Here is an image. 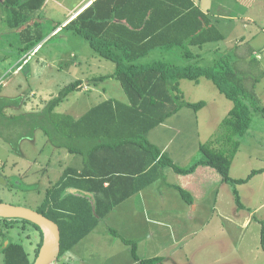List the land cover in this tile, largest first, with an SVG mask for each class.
I'll use <instances>...</instances> for the list:
<instances>
[{"label": "trees", "instance_id": "1", "mask_svg": "<svg viewBox=\"0 0 264 264\" xmlns=\"http://www.w3.org/2000/svg\"><path fill=\"white\" fill-rule=\"evenodd\" d=\"M48 2L2 0L3 6L13 14L10 24L24 45L21 54L38 46L43 49L45 40L60 29L56 37L69 35L76 47V40L80 38L88 43L95 57L115 64L114 73L89 78L88 84L97 87L116 79L128 98L126 103L115 99L100 102L75 118L57 109L71 95L83 90L82 79L66 85L37 113L8 115L6 110L18 107L22 100L0 97V139L8 143L13 152L20 151L22 141L34 140L37 132H42L53 147L65 149L81 162L79 168L65 170L60 180L47 190V197L36 210L60 227L61 253L56 262L94 231L100 218L115 205L152 183L155 173L160 177V169L169 168L187 176L199 167L212 168L222 182L232 188L237 208L244 209L239 186L248 184L264 169H254L245 178L238 179L231 176V169L242 139L250 131L254 113L262 110L257 87L264 73L258 76L246 72L242 56L237 59L230 52L217 55L211 66L198 64L194 49L225 41L210 17L209 8L204 9L199 0H97L64 27L65 21L54 20L53 27L45 34L40 26L47 19ZM177 49L188 61L187 65L141 62L154 51ZM80 56H83L81 52H75L74 59ZM80 60L75 62L82 64ZM248 65L253 72L255 63ZM202 79L211 81L233 106L211 140L199 145L202 157L184 167L163 151L170 141L174 144V134L160 137L157 131L185 108L197 114L208 105L206 101L188 102L181 89L184 80L197 85ZM119 181L125 183L122 197L113 199L112 191ZM173 187L188 203L194 202L188 192L178 185ZM68 188L82 193H66ZM89 194L96 196L95 204ZM20 222L31 225L41 236L35 258H30L23 244L11 242L2 248L4 264H33L43 245V233L38 225L27 220L0 218V226L7 228ZM260 223L264 249V220ZM126 244L131 246L140 264L164 261L161 257L141 260L137 243L127 241Z\"/></svg>", "mask_w": 264, "mask_h": 264}, {"label": "rangeland", "instance_id": "2", "mask_svg": "<svg viewBox=\"0 0 264 264\" xmlns=\"http://www.w3.org/2000/svg\"><path fill=\"white\" fill-rule=\"evenodd\" d=\"M54 1L56 2L57 0ZM228 1L233 2L234 0ZM66 14L65 11L59 12V18H55V21H57V19L62 21L64 17H66ZM12 19V12L7 10L2 4V0H0V72L5 75L3 79L4 82L0 79V97L22 100V103L18 107H11L6 110L8 115L41 112L46 107L47 103L57 97L59 92L66 85L78 79H82L85 82L83 90L79 94L75 93L71 95L69 99L57 109V112L68 113L75 117H79L83 116L92 106L101 102L98 98V91L102 93L104 90L103 88H107L108 85H105L107 83L95 88L88 84V79L114 72L116 68L114 63L102 58L99 59V57L90 58L87 55L74 59L75 52L78 50L81 51V49H77L71 36L67 34H60L57 37L56 35L52 37L51 34L49 37H52V40H50L51 38L49 37L45 40L44 48L40 53H34L31 56L29 52L34 50L32 49L21 54L20 49L23 48L24 45L16 29L12 28L10 24ZM53 24L54 20H43L40 27L42 31L47 34L48 30L53 27ZM78 40H80V38ZM80 41L83 42L82 40ZM90 53L92 56L94 55L92 50ZM215 58V56H208L205 60L197 61L199 65L208 67L212 65ZM78 59H81L80 61L83 62L82 66H76L74 61ZM85 61L90 62L89 67L84 63ZM156 61H165L174 65L188 64V61L181 56L178 49L174 52L157 50L141 60L142 63H152ZM21 62H23L22 65H19ZM244 64L247 65L248 62ZM257 64L260 63L257 61ZM12 66H14V68L11 69L10 67ZM4 75L0 73V76L3 77ZM262 82L264 84V80ZM108 83H111L114 89L113 92H110L112 97L125 103L128 102V98L119 81L110 80ZM181 89L184 91L183 93L188 102L198 103L200 101H206L209 107L205 111L209 116L207 118L206 127L202 122L201 126H199L201 119L197 122L195 112L189 108H185L184 113H181L177 118H171L169 123L171 128L175 131L174 147L172 148H176L177 145L182 143L188 145V149L181 152L178 156L177 151L174 149L172 150V155L177 163L183 161L181 156L186 157L190 153L192 154V149H194L196 145L199 146L211 140L212 136L219 130L221 122L225 119L232 107V102L224 96L220 97L215 85L207 79H202L201 83L198 85L184 80L181 82ZM186 113L193 114L195 116V122L188 119L185 115ZM256 127H263L264 129V120L259 125L255 124V128ZM19 148L20 151L18 153L13 152L12 147L4 142V140L0 139V200L3 201V203L17 207L38 210L47 190L52 188L60 179L64 171L63 169L66 166L79 168V165L76 163L81 162L71 163L72 155L65 149L53 147L48 143L47 138L42 132H37L34 140L25 139L22 141ZM197 152L198 153H195V155L199 154V156L195 158L193 163L202 157L200 150ZM252 153L253 161L250 167H262V165H264V163H262L264 162V152L253 149ZM239 170L241 173H244L250 169L245 168L244 170L240 166ZM259 185H262V183H259ZM245 187L246 186H240L239 189L243 191ZM172 192L173 190L171 193ZM161 197L164 198L165 195ZM227 198L228 202H230L231 194L228 195L227 193ZM257 200L262 201L260 198ZM179 202L185 208H189L184 200L181 199ZM217 206L221 208L219 204ZM204 212L202 207L199 211L200 216H197L188 230L182 227L184 223V221L182 222V217L184 216L182 211L175 217V219L178 220V224L176 222L174 223L173 230L168 229L164 231L161 228L157 229L155 226L152 227L151 234L154 233L157 236L159 235L160 238L163 237V234H166L167 237L171 239L167 246L169 253L159 255L164 261L167 258V264L227 263V261L224 262L226 254L221 250V244L225 243L226 235L224 233L216 235L215 233L217 232H214L215 223L217 224L216 215L212 216L214 222H212L211 228L200 230L205 221L211 217L210 215L204 214ZM115 216H121V212H117ZM221 216L225 217V213L220 212V217ZM117 217L114 218L111 215L110 220H101L96 230L85 237L80 242L79 247L71 253L74 254L70 255L74 257L71 264H128L129 261L130 264L133 263L135 258L132 253V248L126 243L127 241L131 242L134 240L130 239L125 228L122 232L110 228V223L116 225V220L119 219ZM192 217H194V215H192ZM259 217L264 218V211L257 214V218ZM222 221L225 222L224 219H222ZM254 224H256L255 221ZM254 224L246 235L239 232V234L235 236L233 232H228L230 237L226 240V245H233L232 247L229 245L228 249L234 248V245L239 239L246 238L243 248L244 254L242 253V255L249 261V264H264V252L263 255H258L256 250H252V241L248 242L250 240L249 238H251L250 235L255 231ZM7 227L6 225L0 226V235L1 233L7 235L4 242L23 244L30 254V258L33 260L41 241L39 232L31 225H25L21 222L16 223L10 228ZM185 236H187V240L184 243L178 244L180 239ZM141 243L142 248L140 249L143 256L150 255V252L154 254L156 248L157 250L163 249L162 246L159 245V242H156L155 246L149 239H143ZM258 243L260 248L264 250L260 243V237ZM63 257L57 262L55 260L52 264L62 263ZM113 258L115 259L113 260ZM0 264H4L1 251Z\"/></svg>", "mask_w": 264, "mask_h": 264}, {"label": "crops", "instance_id": "3", "mask_svg": "<svg viewBox=\"0 0 264 264\" xmlns=\"http://www.w3.org/2000/svg\"><path fill=\"white\" fill-rule=\"evenodd\" d=\"M95 1L97 0H57L56 2L54 0H49L47 5V9H49V11L45 12V17L49 21L55 20V18H59V12L65 11V13L67 14L66 17H64V19L62 20L65 21V24H63L64 27ZM234 1L229 2L228 0H199V3L201 2L203 4L204 9L209 8L210 17L218 25L219 29L225 37V41L219 44H210L205 46L203 49L195 50V55L198 56V60L202 61L205 60L206 57H208V54H210V57H217V55L227 54L228 52H230L232 55H236L237 59L242 56L241 63L245 67L246 72L248 71V73H251V75L257 73V75L259 76L264 73V0ZM58 31H60V29ZM58 31L52 33V37L57 34ZM78 39L79 38H77L76 40V44L77 47L81 49V51H77V53L81 52L82 55H87L90 58H97L95 57V52L93 56L90 53L91 49L88 43L84 40H82L83 42H81V39ZM42 50L43 49H41L40 47H36L34 50L29 52V55L32 56L34 53H40ZM245 61L246 63L248 62V64L255 63L253 72H251V69L248 64H244ZM257 61L260 64H257ZM23 62H21V64L19 65H22ZM84 63L88 65V67L90 66L89 61H85ZM75 64L77 67L82 66L80 62H75ZM10 68L12 69L14 68V66ZM0 73L4 75L2 72ZM4 78L5 75L3 77L0 76V79L3 80ZM110 80L116 79H109L102 83L101 86H103L105 83H107L105 85H108L107 88H103L104 90L102 93L97 90L99 96L98 98L101 100V102L109 99L118 100L117 98L112 97L110 95V92H113L114 90L111 86V83H108V81ZM97 87H100V85ZM263 87V82L259 83L258 96L261 103L260 107H262V110L256 111V113H254L250 131L247 136L242 139L241 149L237 154L232 165L231 176L236 179L245 178L254 169H264V165H262V167L256 168L250 167L253 161V149L258 150L259 152H264V129L263 127L255 128V124L259 125L264 120ZM218 95H220V97L223 96L220 93ZM219 101L223 102L222 100ZM208 107L209 105H207L202 111H199V113L196 114V121L198 122V120L201 119L199 122V126H201V122L202 124H205V127L207 125V118L209 115L205 110ZM185 115L188 117V119H191L195 122V116L193 114L186 113ZM80 117L81 116L75 118ZM177 117H174V119ZM157 132V136L160 137H164L166 136V134L171 135V132L175 134V131L171 128L170 123L159 128ZM172 147H174V144L172 141H170V143H168V145L166 146V149H164L163 151H166L168 154H170V156L173 157L174 161L175 158L172 155L173 149L177 151V156L181 152H184L186 149H188V145L186 143L179 144L176 146V148ZM197 151H199L198 145H196V147L192 149V154L190 153L186 157L181 156V159L183 161H181L180 163H177V161L175 162L178 165L184 167L188 166L195 160L197 156H199V154L195 155V153H198ZM72 162H78L74 155H72L71 163ZM80 165L81 164L79 163V167ZM240 166L244 170L245 168H249L250 170L241 173V171L239 170ZM67 168L69 167L66 166L63 169L64 171L61 177L63 176ZM160 173V177L157 176V174L155 173L154 180L152 181V183H148L134 195L132 194L130 196H127L122 202L115 205L104 217L100 218L101 223V220H110L111 215L116 218V213L121 212V216L117 217L119 219L116 220V225L110 223V228H113L114 230L120 232H122V230L125 228V231L130 237V239L134 241L138 239V242L136 241V243L138 255L141 260H149L152 258L160 257L159 255H165L169 253L167 246L170 243L171 239L168 238L166 234H163V237L161 238L159 235L157 236L154 233L151 234V229H153L152 227L155 226V228H161L164 231L168 229L173 230L174 223L176 222L178 224V220L175 219V217H177L179 212L182 211L184 214V216L182 217V222L184 221L182 227L187 228L188 230L191 223L197 218V216H200L199 211L202 207L203 211H205L204 214L210 215L211 217L210 219H207L205 221L204 225L200 230H206L207 228H211V224L212 222H214L212 216L216 215L215 217L217 219V224L215 223L214 232H217L215 233L216 235H219V233H224L226 235V240L230 237L228 232H233L235 236H237L239 232L244 235L248 234L249 229L253 226L255 221V231L253 234L250 235L251 238H249L250 240L248 242L252 241V250H256V253H258V255H263L264 250L260 248L258 241L260 237L261 243L262 225L260 221L264 220V218H257V214L264 211V172L255 176L248 184L242 185L246 186L245 188H243V191L239 189L242 195L243 202L245 204V208L242 210L238 209L235 204L232 188H229V185L224 184L222 182L221 176L212 168L199 167L195 173L187 176L178 175L172 169L169 168L160 169ZM259 183H262V185H259ZM116 185L117 187H115V189L112 191L114 197L113 199L122 197V190L124 188L125 183L119 181ZM173 185H178L180 188L188 192L192 196L194 202L192 204L188 203L182 197L180 192L173 187ZM108 186L109 183H106L105 187ZM172 190L173 194L171 193ZM66 193L78 194L82 193V191L78 189L68 188ZM227 193L228 195L231 194L230 202H228ZM46 194L40 206L47 197ZM163 195H165L164 198L161 197ZM89 196L92 198V202L95 204V200L97 199L96 196L94 194H89ZM259 198L262 199V201H258L257 199ZM181 199L186 202L189 208H185L179 202V200ZM218 204L221 206V208L217 206ZM220 212L225 213V217H220ZM192 215H194V217H192ZM222 219H224L225 222H223ZM94 231H92L90 234H92ZM0 238V251L2 252V248L11 242H4V240L7 238L6 234L0 235ZM143 239H149V241H152L154 245L156 244V242H159V245H161L163 249L157 250V248L155 247L157 252L155 251L154 254L150 252V255L143 256L140 249L142 248L141 241ZM245 239H239L234 245V248L228 249V246L230 244L226 245V240L225 243L221 244V250H223V252L226 254V259L224 261H227L226 264H249V261L242 255ZM186 240L187 236L182 237L178 244L184 243ZM79 245L80 243L70 252L66 253L63 257L62 263L59 264H71V261H73L74 257L70 255H74L71 253L74 252L79 247ZM230 246L232 247L233 245ZM115 258H113V260ZM167 263L168 260L166 258V260L163 261L161 264ZM128 264H130V261ZM132 264H140V262L135 259L133 260Z\"/></svg>", "mask_w": 264, "mask_h": 264}, {"label": "water", "instance_id": "4", "mask_svg": "<svg viewBox=\"0 0 264 264\" xmlns=\"http://www.w3.org/2000/svg\"><path fill=\"white\" fill-rule=\"evenodd\" d=\"M0 218L27 220L40 227L43 233V245L33 264H52L60 255V227L43 214L26 207L0 202Z\"/></svg>", "mask_w": 264, "mask_h": 264}, {"label": "built area", "instance_id": "5", "mask_svg": "<svg viewBox=\"0 0 264 264\" xmlns=\"http://www.w3.org/2000/svg\"><path fill=\"white\" fill-rule=\"evenodd\" d=\"M40 47V46H39ZM2 82H4L3 80H2Z\"/></svg>", "mask_w": 264, "mask_h": 264}, {"label": "flooded vegetation", "instance_id": "6", "mask_svg": "<svg viewBox=\"0 0 264 264\" xmlns=\"http://www.w3.org/2000/svg\"><path fill=\"white\" fill-rule=\"evenodd\" d=\"M3 202V201H2Z\"/></svg>", "mask_w": 264, "mask_h": 264}]
</instances>
